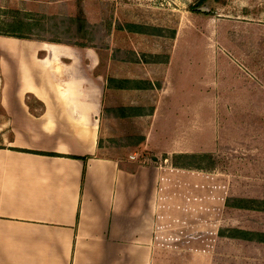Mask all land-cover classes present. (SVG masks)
<instances>
[{"label":"crops","instance_id":"obj_1","mask_svg":"<svg viewBox=\"0 0 264 264\" xmlns=\"http://www.w3.org/2000/svg\"><path fill=\"white\" fill-rule=\"evenodd\" d=\"M117 49L0 38V264H156L161 250L182 255L185 264H231L237 258L231 244L242 240L218 233L232 227L221 219L231 210L224 185L212 190L215 202L200 203L199 197L190 202L184 196L190 187L179 182L187 170L156 164L152 157L153 164L145 162L134 153L109 155L101 140L107 138L106 122L114 130L147 118L139 142L145 148L175 142L170 154L211 155L199 152L243 144L253 162L243 164V177L258 179L256 173L263 172L256 164H264V90L244 88L263 105L253 115L254 126L243 123V141L230 133L221 141L217 111L205 129L195 106L185 123L174 122L172 132L181 135L163 146L157 138L168 115L166 62L160 51L142 61L136 51L129 59ZM243 111L251 110L243 105ZM184 131L190 133L186 141ZM199 131L212 133V141L199 142L194 136ZM210 171L202 174L216 178ZM240 259L264 263L248 255Z\"/></svg>","mask_w":264,"mask_h":264},{"label":"rangeland","instance_id":"obj_2","mask_svg":"<svg viewBox=\"0 0 264 264\" xmlns=\"http://www.w3.org/2000/svg\"><path fill=\"white\" fill-rule=\"evenodd\" d=\"M198 1L0 0V32L18 30L29 37L20 39L0 34V38L82 43L89 46L102 43L118 48L117 55L120 57L136 58L138 52L142 61L160 51V57L168 67V91L163 101L166 105L163 112H168V115L165 132L157 138L158 144L164 146L181 135V131L172 132L174 122L181 120L185 123L192 115L191 111H195V106H200L201 123L205 129L208 122L213 123V111H217L216 123L221 141L226 139L227 133L231 134L229 138L237 140L239 137L243 141V123L254 126L257 120L253 115L259 113L263 105V101L256 100V96L250 97L249 91L247 95L244 88L259 85L264 90V0H208L202 6H197ZM78 5H81L87 22L84 38L75 35L73 18ZM137 27H148L151 34L135 32ZM247 82L251 84H245ZM243 105L251 111H243ZM257 107L259 110L254 111ZM2 120L0 116V123ZM106 123L109 128L107 138L101 141L106 145L109 155L127 157L134 153L138 159L152 164L154 161L151 157L162 166L170 163V153L176 150L175 142L174 147L165 149L150 147L149 144L145 148V141L144 144L139 143L140 135L146 133L143 129L149 123L147 118L133 119L131 127L118 124L114 130V126L112 128V124H109L111 121ZM177 127L183 128V125L180 123ZM226 127L231 128V131ZM125 128L129 133L124 134ZM158 133L154 131L153 134ZM182 135L185 141L190 139L189 132L184 131ZM194 136L201 143L212 141V133L207 131L204 135L201 131ZM204 150L201 148L199 153L213 155V171L217 176L212 179V176L202 174L211 171H185L186 174L179 181L190 187L185 198L189 195L190 202L199 197L200 203H212L215 202L210 196L212 190L224 185V193L228 198L264 199V164H256L263 172L256 173L258 179L244 178L247 172L243 171V164L253 162L249 157L252 156L249 149L243 148V144L240 147L205 150L212 152ZM193 171H196L197 177L192 176ZM248 175H251L250 171ZM192 187L200 191L193 192ZM221 219L232 227L264 234V211L231 210ZM243 241L242 244L232 242L230 253L237 258H232L231 264H245L246 260H239L244 255L256 257L258 262L264 259V242L258 246ZM236 260L241 263H236ZM185 262L182 255L171 254L168 250H161L156 259V264Z\"/></svg>","mask_w":264,"mask_h":264},{"label":"trees","instance_id":"obj_3","mask_svg":"<svg viewBox=\"0 0 264 264\" xmlns=\"http://www.w3.org/2000/svg\"><path fill=\"white\" fill-rule=\"evenodd\" d=\"M208 0H199L196 4L197 6H202ZM75 23V35L77 38H84L86 33L87 22L84 17V13L81 5L77 7V13L73 18ZM138 29L135 32L141 34H151L147 29L148 27H137ZM155 30V29H154ZM3 36H12L14 38L27 39L25 34L20 33L18 30H8L0 32ZM154 35H159L158 33H153ZM169 37H173L170 35ZM81 45H84L81 43ZM142 137L138 138V141H142ZM165 157L164 159H166ZM169 165L174 169L179 170H196V171H210L214 167V160L210 154H172L170 157ZM226 207H230L231 210L235 212H240L241 210L262 212L264 211V199L257 198H240V197H231L226 198L225 200ZM230 210V211H231ZM219 236H227L232 239H241L242 241L247 242H264V234L261 232L244 230L237 227L226 228L224 230H219Z\"/></svg>","mask_w":264,"mask_h":264},{"label":"water","instance_id":"obj_4","mask_svg":"<svg viewBox=\"0 0 264 264\" xmlns=\"http://www.w3.org/2000/svg\"><path fill=\"white\" fill-rule=\"evenodd\" d=\"M202 11H204L205 9H201Z\"/></svg>","mask_w":264,"mask_h":264}]
</instances>
